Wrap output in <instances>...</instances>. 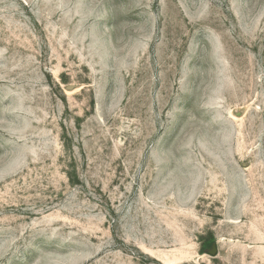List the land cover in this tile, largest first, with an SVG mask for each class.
<instances>
[{
	"label": "rangeland",
	"instance_id": "1",
	"mask_svg": "<svg viewBox=\"0 0 264 264\" xmlns=\"http://www.w3.org/2000/svg\"><path fill=\"white\" fill-rule=\"evenodd\" d=\"M0 264H264V0H0Z\"/></svg>",
	"mask_w": 264,
	"mask_h": 264
},
{
	"label": "water",
	"instance_id": "2",
	"mask_svg": "<svg viewBox=\"0 0 264 264\" xmlns=\"http://www.w3.org/2000/svg\"><path fill=\"white\" fill-rule=\"evenodd\" d=\"M208 252L211 254V255H215L216 254V246L213 244L211 246V249L208 250Z\"/></svg>",
	"mask_w": 264,
	"mask_h": 264
}]
</instances>
